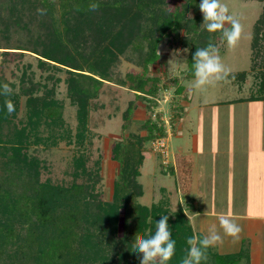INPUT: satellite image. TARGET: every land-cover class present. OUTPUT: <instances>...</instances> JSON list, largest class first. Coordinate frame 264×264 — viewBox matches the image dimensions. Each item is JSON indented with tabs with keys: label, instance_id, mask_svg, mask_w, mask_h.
I'll return each instance as SVG.
<instances>
[{
	"label": "rangeland",
	"instance_id": "374dc122",
	"mask_svg": "<svg viewBox=\"0 0 264 264\" xmlns=\"http://www.w3.org/2000/svg\"><path fill=\"white\" fill-rule=\"evenodd\" d=\"M196 1L199 5L200 0ZM185 2L164 0V5L177 10ZM221 2L241 25L240 37L234 46H228L219 30L210 33L202 29L203 14L200 9L197 13L195 2L182 19L183 22L191 20L188 25L163 37L157 46L159 58L150 64L146 73L147 76L159 78V91L156 94L149 92L139 95L132 89L131 75L144 71L141 61L147 49L146 43H140V49L136 41L109 65L110 80H104L98 96L89 99L83 110L68 95L66 81L69 74L65 68L51 63L41 66L39 56L32 51L0 48V79L8 84L10 92L19 101L15 116L0 124V183L9 190L0 192V264H38L36 253L42 243L37 237L40 230L36 227L35 217L31 214L25 217L21 211L29 212L26 204L30 206L31 202L25 194H31V184L39 182L66 189L74 183L78 185L80 222L74 230L78 232L89 225L91 231L81 239L82 244L88 240L87 247H81L76 238L71 242L75 249L81 248L82 252L88 254L95 250L102 254L106 250L111 255V250H116L118 246L109 245L107 237L111 235L105 232L101 224L94 225L91 220L96 218L99 205H107L113 199L114 183L120 170V163L113 157V148L116 143L124 145L125 141L136 143L142 155L138 176L133 178L130 171L126 173L132 182L130 189L134 191L131 204L139 203L149 208L156 206L161 215H169L171 221L177 218L179 208L190 211L188 206L191 200L190 203L186 200L189 192L184 191L183 176L179 178L169 171L171 164H175L174 154H183L178 152L179 143H182L187 156L200 158L195 169L198 188L204 195L201 198L197 195L202 205L200 209L205 212L213 209L217 213L233 211L229 218L241 229L236 236L217 229L220 240L215 243L217 248L211 246L212 253L237 254L242 238V250L247 253L248 221L243 215L249 205L247 189H251L249 197L254 204L253 211L264 214V153H260L264 152V25L259 23L264 13V0ZM257 24L261 27V41L255 48L253 40ZM206 35L213 39L210 43L217 48L216 54L228 71L224 79L213 80L197 88L194 86L193 57L202 47L204 39L208 38ZM0 46L7 45L2 43ZM32 85H35L36 96L48 93L56 99L60 105L58 119L53 121L46 116L36 117V125L29 121L25 105L27 95L23 90ZM180 86L182 91L178 92ZM201 100L211 105L206 108L199 106ZM189 114L196 123L195 132L199 134L200 145L206 143L209 153L202 150L199 155L194 153L191 144L195 142L189 141L190 137L176 142L179 135H183V125L189 122ZM150 120L158 127L162 126V135L158 130L149 134ZM25 126L27 155L36 156L38 163L22 177L16 178L12 174L13 180H10L6 175L9 176L8 172L12 169L7 172L6 167L13 168L15 165L13 147L17 146V132ZM159 135L166 138L167 158L153 145ZM137 183L141 189L136 188ZM230 183L234 187H230ZM259 189L262 192H257ZM62 207L68 209L67 205H63L57 212H61ZM126 210L123 207L117 212L116 241L126 236L130 226ZM216 215L210 216L209 223L213 221L219 226ZM190 222L195 232H201L194 218ZM152 232L146 227L142 234L135 235V239L147 237ZM30 235L36 240L33 241ZM226 239L229 246L221 250L219 242ZM137 255L136 264H141L143 254ZM206 256L204 264H215L213 254ZM231 262L249 264V259L243 255L240 262L236 258H231ZM155 264H159L158 257Z\"/></svg>",
	"mask_w": 264,
	"mask_h": 264
},
{
	"label": "trees",
	"instance_id": "16d2710c",
	"mask_svg": "<svg viewBox=\"0 0 264 264\" xmlns=\"http://www.w3.org/2000/svg\"><path fill=\"white\" fill-rule=\"evenodd\" d=\"M195 2L197 5L196 0H186L184 6L171 10L164 5V0H0V45L2 43L7 45L0 46V48L32 51L39 56L41 66L51 63L65 68L69 74L66 81L68 95L83 110L89 99L98 96L104 80H110L109 65L114 62L118 54L125 52L127 47L135 44L136 41L138 47L140 43H146V55L141 61L144 71L134 76L131 75L130 79L132 89L139 95L149 92L156 94L159 91L157 86L159 78L147 76L146 73L150 64L159 58L157 46L163 37L177 32L178 28L183 25H188L191 20L187 19L183 22L182 19ZM93 3L97 5L95 9L90 7ZM196 10L198 13V5ZM259 23L264 25V13ZM260 29L261 27L257 24L253 40L255 48L261 41ZM205 37H208L204 39L205 46L213 42L209 35ZM203 44L201 46L205 47ZM240 75L242 76L243 73ZM149 83L151 85L146 88ZM3 84H5L4 81L0 79V85ZM34 86L25 87L23 90V93L27 95L25 105L29 121L34 123L36 117L43 116L55 121L60 116L59 103L48 93L36 96ZM177 90L181 92L182 86ZM5 100H11L13 103L15 110L12 113H8L4 107ZM18 105V98L12 92L0 95V124L15 116ZM149 124L150 135L155 130H158L161 135L164 133L162 126L158 127L151 120ZM26 135V126L17 132V146L13 147L16 161L13 168L6 167L7 172L12 169L8 172L9 176L6 175L7 179L13 180L12 174L16 178L24 176L26 171L33 170L38 163L36 156L28 157L27 155ZM113 157L120 163L118 179L114 183L113 199L107 205H99L96 218L91 222L97 226L101 224L105 232L111 235L107 237L108 244L118 246V248L116 250L113 248L111 255L106 250L102 254L99 250L88 254L82 252L81 248L75 249L71 239L76 238L81 247H87L88 240L82 244L81 239L91 231L89 225L81 231L74 230L80 222L81 205L77 197L79 195L78 185L74 183L71 188L66 189L59 185L39 182L31 184V194L28 196L27 193L25 194L31 202L30 206L26 204L29 212L21 211V215L25 217L27 214L28 217L30 214L34 216L37 221L35 222L36 227L40 230L37 237L42 243L40 242V249L36 253L38 264L137 263L138 255L130 252V245L136 243L137 236L135 235L142 234L146 227L154 232L155 221L161 219V213L158 207L153 205L149 208L139 203L131 204L134 191L130 189L132 182L127 178L126 173L130 171L133 178L137 177L140 172L139 166L142 163V155L136 143L126 141L124 145L116 143L113 148ZM178 164L179 175L183 178L186 176L185 184L190 183L188 177L191 172V157L178 156ZM174 170L173 166H170L169 171L173 173ZM135 186L141 189L140 184L137 183ZM7 191L9 190L0 183V192ZM62 204L67 205L68 209L62 207V211L57 212V209L63 206ZM13 205L15 209L16 203ZM123 207L127 209V222L131 221V223L127 228L126 236L116 241L114 239L116 216L118 210ZM176 216L174 221L169 218V227L172 231V238L176 240V246L174 255L168 264H181L188 252L187 238L193 235L194 230L182 208L177 210ZM149 217L150 220H148ZM43 234L46 236L43 237ZM195 234L203 237L200 233ZM31 239L36 240L33 236ZM120 248L121 251H119ZM211 250L210 246L205 255L213 254L215 264H231V258H236L240 262L243 255L247 256L244 250L237 254L223 255L215 251L212 253Z\"/></svg>",
	"mask_w": 264,
	"mask_h": 264
},
{
	"label": "clouds",
	"instance_id": "9594fccd",
	"mask_svg": "<svg viewBox=\"0 0 264 264\" xmlns=\"http://www.w3.org/2000/svg\"><path fill=\"white\" fill-rule=\"evenodd\" d=\"M199 9L203 14L202 29L208 32L220 31L222 37L228 46H234L241 33V25L221 0H200ZM90 7L95 9L97 5L91 4ZM38 11H41L38 9ZM217 53V48L209 43L205 47H200L194 53V86L199 88L213 80H222L227 75V69L221 62ZM8 84L0 85V95L10 93ZM4 107L8 113H12L14 105L11 100H5ZM189 220L191 217L185 211ZM219 226L225 234L236 236L240 227L229 217L221 215L218 217ZM131 223V221H129ZM220 240V235L215 224L208 228L207 234L198 237L193 230V235L187 238L188 252L182 259L181 264H201L207 259L206 250ZM176 240L172 238V231L169 227V215H161V219L155 221L154 232L144 238L136 240L134 245H130V250L134 255L143 254L141 264H155L156 258H159V264H168L175 252Z\"/></svg>",
	"mask_w": 264,
	"mask_h": 264
},
{
	"label": "crops",
	"instance_id": "0c3cea01",
	"mask_svg": "<svg viewBox=\"0 0 264 264\" xmlns=\"http://www.w3.org/2000/svg\"><path fill=\"white\" fill-rule=\"evenodd\" d=\"M201 101L203 103L199 102V104H200L199 106L206 108V107L211 105L209 103H204L205 101H203V100H201ZM189 116H190V117H188L189 122H185L183 125V130H182L183 135L180 134L179 139L177 138L176 142L179 143V140H182L183 137L185 139L186 138L188 139L190 137L189 141L194 140V142H195V143L191 144L192 145L191 150H193L194 153H197V155H199L198 153H200V150H202L204 153H209L210 150H208L206 143H202V146L200 145L201 141L199 140V134L195 132L196 131L195 130V128H196L195 124L196 123L191 120L192 119L191 114H189ZM178 147H179L178 152L183 153V154H179V153L174 154L175 164H171V166H173V168L175 169L172 174H176L180 178L181 176L179 175V170H178V166H179L178 156H184V155L187 156V154L184 153L185 147L182 146V143H179ZM260 153H264V152H260ZM190 157H191V161H192L191 172H190V176L188 177V181L190 183L185 184L186 183L184 181V178H186V176H185L183 178L182 184L184 186V191L189 192V195H187L186 200L189 203L191 200V203L188 206L191 209L188 212V214L191 217V219L192 218L195 219V225L198 226L199 231H201L198 233H202L203 235H205V234H207L208 228L211 225L216 223L213 221H212V223H209L210 222V216H214L217 214L216 218H218L221 215L229 217V216L233 215L234 213H233V211H230V210L224 211L223 213H221V212L217 213L216 211H213V209L211 211H207V212L202 211L200 209L202 205H201L200 201L197 200V195L198 196L200 195L199 196L200 198L203 197L204 195H203V192H201V190L198 188L199 180H198V177H196V176H198L197 170H195L196 165H199L200 158L194 157V155H192ZM229 182H231V181L229 180ZM229 185H230V187H234L233 183L232 184L230 183ZM249 186H250V184H249ZM247 192H248L247 197L249 198V200H248L249 205L247 207V211H245V213H243V215L247 217L245 219L248 221L247 230H246V232H247L246 234L248 237L247 239L249 240V244L247 246L248 247L247 248V258L249 259V264H264V214L256 213L253 211L254 204H253V202H251V198L249 197V192L251 193V189H249V191L247 189ZM257 192H262V189L257 190ZM256 194H260V193H256ZM248 201H246L245 203H248ZM227 204L228 203L225 202V206H227ZM258 208H260V205L258 206ZM258 208H257V210H258ZM205 223H209V224H205ZM219 227L220 226H217V229L223 230L222 228H219ZM195 233H197V232H195ZM227 241H228V239L223 240V241L221 240V242H219L220 245H218V247L221 246V250H222V248H225V246H229ZM243 241H244V238H242V245H241L240 251L243 249ZM214 246H216V245L214 244ZM214 246L212 245V247L215 249ZM216 248H217V246H216ZM222 254H231V253L223 252Z\"/></svg>",
	"mask_w": 264,
	"mask_h": 264
},
{
	"label": "built area",
	"instance_id": "2783aa9c",
	"mask_svg": "<svg viewBox=\"0 0 264 264\" xmlns=\"http://www.w3.org/2000/svg\"><path fill=\"white\" fill-rule=\"evenodd\" d=\"M166 138L163 136H158L155 138V141L153 143L154 147L158 150H160V152L162 153V155H164L167 158V147H166Z\"/></svg>",
	"mask_w": 264,
	"mask_h": 264
}]
</instances>
